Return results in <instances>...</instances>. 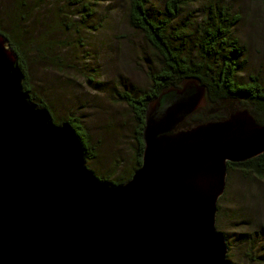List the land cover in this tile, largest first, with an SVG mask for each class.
<instances>
[{"label":"water","instance_id":"1","mask_svg":"<svg viewBox=\"0 0 264 264\" xmlns=\"http://www.w3.org/2000/svg\"><path fill=\"white\" fill-rule=\"evenodd\" d=\"M23 79L0 33V264H229L216 205L227 163L264 153V122L227 104L224 119L177 129L206 104L199 79L185 78L148 102L141 164L114 184Z\"/></svg>","mask_w":264,"mask_h":264},{"label":"rangeland","instance_id":"2","mask_svg":"<svg viewBox=\"0 0 264 264\" xmlns=\"http://www.w3.org/2000/svg\"><path fill=\"white\" fill-rule=\"evenodd\" d=\"M147 1L149 13L160 16L166 0ZM207 1L227 4L238 16L230 29L241 49L235 81L246 83L255 76L264 84V0H195L172 28L192 38ZM21 2L24 22L13 20ZM91 9V17L83 20L70 0H0V29L22 45L31 94L57 122L76 117L83 124L93 152L87 167L109 181L120 180L133 171L137 148L134 114L123 95L146 92L160 61L142 34L128 25L126 0H93ZM190 39L187 52L198 59ZM31 43L46 45L45 56L31 52ZM227 104L231 111L247 109L238 100L206 102L183 121L185 127L201 117H226ZM215 227L224 234L229 264H264V177L226 167Z\"/></svg>","mask_w":264,"mask_h":264},{"label":"trees","instance_id":"3","mask_svg":"<svg viewBox=\"0 0 264 264\" xmlns=\"http://www.w3.org/2000/svg\"><path fill=\"white\" fill-rule=\"evenodd\" d=\"M126 1L128 25L142 34L146 43L156 52L160 66L158 71L150 73L151 86L146 92L136 97L127 93L123 95V101L132 109L136 122L135 140L137 148L133 171L120 180L109 181L108 178L99 177L91 170L95 176L100 180H107L114 184L124 183L132 176L141 164L142 129L148 102L163 89L178 87L180 82L188 77L199 79L200 84L205 87V99L208 104L217 103L219 100L242 101L244 108L249 109L257 123L264 122V84L259 82L255 76H250L246 83L235 81L237 60L241 55V49L237 40L230 34L231 27L238 21V16L232 12L230 6L215 1H207L204 4L202 17L194 27L192 38L190 36L188 38V35L172 28V23L180 16L183 8L195 0H166L160 16H152L149 13L147 0ZM70 2L71 7L75 6L81 9L80 14L83 20H88L91 17L93 0H70ZM24 9L25 3L21 2V7H18L13 15V20L15 18V21L24 22L26 20ZM189 26L192 25L189 24ZM0 33L8 39L10 47L17 53L19 67L24 74L23 91L29 95L32 102L49 110L44 102L38 100L29 91L21 52L22 45L15 41L10 32L0 29ZM189 39L193 42L198 59L190 57L187 52L186 46ZM45 46L44 44L31 43L29 50L45 56L43 52ZM52 118L57 124L68 122L73 127L82 142L85 161L92 159L93 152L89 145L88 135L80 120L76 117H70L65 121L57 122L53 116ZM224 118L219 114L201 117L194 124L186 127L185 123L182 122L177 129H187L192 125L219 121ZM233 167L243 173L263 178L264 153L244 162L227 163V168Z\"/></svg>","mask_w":264,"mask_h":264}]
</instances>
